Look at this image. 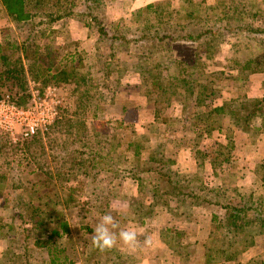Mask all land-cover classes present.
<instances>
[{
	"label": "trees",
	"instance_id": "16d2710c",
	"mask_svg": "<svg viewBox=\"0 0 264 264\" xmlns=\"http://www.w3.org/2000/svg\"><path fill=\"white\" fill-rule=\"evenodd\" d=\"M100 1L1 0L17 35L0 41V99L7 98L17 106H27L32 97V83L41 94L50 86L71 84L75 86L77 106L73 112L60 107L54 122L38 131L32 140L16 144L10 138L5 140L0 136V208L9 210L10 217L17 221L5 224L0 215V240L7 244L0 264L74 263L77 256H71L75 246L67 209L72 202H77L80 214L85 216L90 210L88 206H92L88 200L92 194L88 190L89 179L98 180L102 170L114 177L103 183L108 192L104 189L105 195L98 194L100 205L96 207L103 212L113 197L126 198L114 191L113 184L118 176H130L138 181L140 199H129V210L141 226L154 216L158 207L169 206L185 218L196 206L223 209L221 215L214 211L212 221L220 223V228L227 234L207 242L205 249L182 246L177 239L179 233L166 242L177 254L186 257L195 254L205 264H236L254 247L256 237L264 235V195L256 191L240 192L232 184L236 174L231 168L235 166L232 151L237 146L236 129L245 133L252 144L264 141L260 138L264 134V95L240 101L236 108L226 101L210 109L218 95V75L224 72L210 70L207 60L218 52L228 30L235 42L234 60L226 66L237 72L236 79L242 83L240 89L246 87L252 74L264 73V28L252 23L229 27L234 18L242 17L247 11L253 12L254 16L263 12L261 3L228 0L221 5H209V10L196 17L193 15L196 7L198 12L204 7L195 3L191 16L181 18L182 9L188 8V3H181V8L170 3H149L145 8V20L141 21L140 12L133 14L135 23H139L135 32L125 18L118 23L105 22L99 14ZM70 19L83 23L90 30L95 28L98 56L80 49L78 40L71 38L68 29L64 43L57 42L56 37L62 31L54 27L55 24L61 25ZM44 37L48 42H44ZM181 42L191 46L189 57L177 58L172 66L167 65L174 46ZM134 43L144 47L137 56L131 50ZM120 50L137 57V62H131V66L124 59H120L122 66L111 62L118 58ZM129 73L140 74L144 82L157 86L163 104H170L175 98L183 104V110L193 105V110L186 114L193 119L185 121L195 127L196 145L214 130L226 135L225 142L218 144L214 155L196 150V156L204 158L196 172L180 173L175 168L176 159L167 152L164 143L150 149L147 167H120L126 155L121 151L113 154L114 149L125 146V152L133 150L139 159L144 145L138 140L123 139L119 134L123 126L99 121V112L103 108L98 104L108 98L113 102L121 87V78ZM98 74L105 76L104 82ZM115 74L117 80L110 81ZM198 107L204 110L197 111ZM128 127L124 129L128 130ZM14 149L13 153L21 150L23 155L15 160V166L6 168L1 158ZM111 153L113 165H102ZM98 157L100 162H95L94 158ZM78 172L84 177L77 178ZM21 174L44 175L55 183V188L43 196L40 181L34 179L27 185ZM255 174L264 184L263 162L257 164ZM228 176L232 177V182ZM63 190L67 191L65 196L61 193ZM82 229L93 232L88 225H82ZM68 247L73 251L68 252ZM82 258L86 264H129L133 257L121 255L116 247L103 252L92 247L82 253ZM133 262L135 264V258ZM245 264H264V259L254 256Z\"/></svg>",
	"mask_w": 264,
	"mask_h": 264
},
{
	"label": "rangeland",
	"instance_id": "374dc122",
	"mask_svg": "<svg viewBox=\"0 0 264 264\" xmlns=\"http://www.w3.org/2000/svg\"><path fill=\"white\" fill-rule=\"evenodd\" d=\"M221 1L223 2H220L218 0H101L99 3V6H100L99 14L101 13V16L107 23H118L120 19L125 18L126 22H130V24L128 23V25L132 26L133 31L136 32L139 23H135V18H133V14L134 12H138V13L140 12V14L142 15L141 21L145 20L146 19L145 18L146 17L145 8H146V5L149 4L146 2L154 3L156 5L163 4V3L165 4L170 3L173 7H178V8L182 7L181 3H188L189 7L182 9V14H180L179 16L181 18L184 15L191 16L190 11L195 10L194 9V7H196L194 6L196 5L195 3H200L204 7L203 11L201 9V12H198V7H196L197 10L195 14H193L196 17V16H200L201 14L203 15L204 11L209 10V8H207L209 5H221V3H226L228 0H221ZM249 1L261 3L260 4L262 6L261 10L263 12H261L257 16H254L253 12L251 13V11H247L244 13V15H242V17L238 19L234 18L231 21V24L229 25V27L230 26L232 27V25L237 26L239 24L252 23V25L257 26L260 29L264 28V0H249ZM190 2L192 4H189ZM0 7H1L0 8V19L4 20L3 22H0V25L2 26L0 27V29H2L0 31V36L2 37V39L4 38L13 39L17 35V30L14 27L11 17H9L8 15H5L6 11L1 3H0ZM4 16L7 17V19H4L3 18ZM54 27L62 31L56 37L57 38L56 40L58 43H64L65 41L64 36L66 35V30L68 29L70 31L71 38L78 40L80 44L79 45L80 49H85L89 52V54H94L97 56L100 54V51L98 50L96 51L95 49V44L98 39V33L95 30V28L90 30L84 27L83 23L75 21L73 19L64 21L62 22L61 25L60 23L55 24ZM231 33L232 32L229 33L228 30H226V35L223 41L221 42L220 46H218V50H217L218 52L215 51L214 56L211 59L207 60L211 66L210 70L212 71L221 70L224 72L223 74L218 75L219 81H220V82L218 81L219 83L216 84L218 95L216 96L214 105L209 106L210 109L218 105L221 106L226 101L228 102L230 101L229 104L233 108H236L238 106V103H240V101H250L254 98H260L262 95H264V90H263L264 73L261 72V73L252 74L249 77L248 83L246 85L247 90H246V87L244 88V86L242 87V89H240V86L242 85V83L236 79L237 72L233 68H229L226 66V65H229V63H232L234 60L233 43L235 42V38H233ZM131 35H133V33H131L130 36ZM43 40L44 42H48L47 37H44ZM104 49H105V54H107L108 52L106 50V47H104ZM143 49L144 47L141 46V44L138 45L134 43L131 45V50H133L135 55L141 52ZM190 51H191V46L189 44L182 43V42L176 43L173 49V56L167 59L168 60L167 65L172 66L173 63H175L177 58L187 59L189 57ZM119 53L120 55H118V58L111 61V62H115L117 66H122V64L120 63L121 61L120 59L126 60L128 66L132 65L130 64L131 62L136 63L138 60L137 57L135 58L133 56L125 54L121 50L119 51ZM89 60L92 61V58L90 57ZM129 74L131 75L132 73H129ZM98 75L99 77H101L99 78L100 81L104 82L105 76H103V74H98ZM130 75L129 76L128 74L124 75L121 78L122 81H124L125 79L134 80V78L130 77ZM116 77L117 75L115 74L114 76L110 78V81L115 82L117 80ZM136 78L140 80V85H138L136 88L130 89L129 87H127V88L122 89L123 82L121 81L122 83L121 87L118 88L119 91H117V93L114 95L115 96L114 101L112 102L108 98L107 101H100L98 104L100 107L103 108V110L99 112L100 114L99 121L100 120L101 122L107 121L109 123H113V125H116V126H123V128L119 130L120 136L124 137L123 139L127 140L130 138L131 139L134 138V140H138L140 141L142 145H144V148L141 152V156L139 159H137L134 156L133 150L130 152L129 151L125 152V149H124L125 146L121 145L120 149H114L112 152L113 154L117 155L121 151L125 153L126 155V158L124 159L125 161L121 163V166H120L121 168L137 167L138 169H141V168L147 167L148 166L147 159H148L149 151L151 148H154L156 144L158 143L166 144L167 152L172 154V152L174 153L176 151V147H174L170 139H173V140L179 139L178 138L179 135L175 134L176 131H178V129H181L183 127H186L188 129H191L192 127L195 130V127L193 125L189 124L185 120L184 122L182 121V119H189V118L193 119V116L189 117L186 115L187 112L193 110V105H188V108L186 110H183V106H182L183 104L175 100V98L171 99L172 101H170L171 102L170 104H165V103L163 104V102L159 100L160 98H159L157 86L152 85V84H147L146 82H144L140 74H136ZM259 84H261V86L258 87ZM56 87H57L56 91H51V93L55 94V96L52 94H50V96L54 97L58 101L57 103L58 113L60 112V107H66L69 111H72V112L75 111L76 106H77V95H76V91L74 90L75 86L71 84H60L58 86L56 85ZM31 88H32L31 100L29 101L28 105L24 107L32 106L34 104V100L35 99L37 100L38 97H44L45 92L47 91L46 89L44 91V94H41V91L38 88H36L33 83H32ZM120 92L121 94H119ZM121 95L127 96V97L129 95L137 97V98L132 97V99L134 100H132L131 107H133V105L135 104L138 105V103L141 104L140 101L141 102L148 101V105L150 106V109H151L149 113H152L150 117H153V114H154V117H156L155 122H151L150 117L147 115H144L145 118H142L141 120H139L140 122H142L143 120L142 124L139 121H136V122L131 121L134 119L133 116L135 117V112L133 109H131L132 112L128 114L129 121L125 120L121 116V114L123 115L121 106L120 105L118 106V104L116 106L113 105L115 103V100H117L118 98H119L118 99L119 101L123 100ZM109 96L111 95L109 94ZM233 99H236L237 101H234ZM124 110H126V106H124ZM196 110L203 111L204 108L198 107ZM227 110L228 112L230 111L229 108ZM177 112L179 113L177 114ZM135 123H137L136 127L134 125ZM128 125L129 127L130 126L132 127L129 128ZM125 127H128L129 129L128 130L124 129ZM22 131H23V127L20 125H17L13 130L14 132L13 134L0 129V132H1L0 136L5 140H6V137H8L11 139L12 143L17 144L23 140H27L26 138H23ZM206 136L207 135H205L204 139L200 140V144L196 145L195 149L196 150L200 149L202 151L207 152L208 154L214 155L215 152L217 151L220 136L216 135L214 138L206 137ZM180 138H181L180 141L177 142L178 146L184 147L183 145L185 144H189V145L193 144L194 136L192 133L187 134L185 137L181 136ZM260 138L264 139V134H262ZM32 139L33 138H29L28 141ZM95 147L100 149V146L96 145ZM256 149H257L256 146H251L246 151H244L241 154V156H239V154H236L237 152L234 153V157L235 158L238 157L237 159L239 160L237 159H235V161L233 160L235 166L233 165L234 167H231V168H234V172L236 176L234 179V183L232 184L236 185V187H238V190L242 193H249L251 191H256L260 193L261 195H264V184H262L257 174L255 175V173L253 174L249 172L247 169L248 162L258 161V163H261V162L264 163V150H261L259 154H256L258 153ZM14 151L15 149L9 154L4 155L1 158V162L4 163V166L6 168L15 166L16 165L15 160H17L21 155H23L22 152H20L21 150L13 153ZM112 153H111L110 158H108L105 162H102V165H109V164L113 165L114 161L112 160ZM177 155H178V152L176 153L175 156ZM257 157L259 159H257ZM199 159L201 162L204 161V158L202 156H199ZM94 161L100 162V158L99 157L94 158ZM240 166H245V169H242V167ZM224 171L225 173H227L226 169H224ZM242 171L244 173L243 177L240 176V173H242ZM76 174H77L76 175L77 178L79 179H81V177L82 178L84 177L79 172ZM43 176L44 175H41V176L37 175L36 177V175H32V174H21L20 175L21 179L27 185H30L32 182H34V179L37 181L39 180L40 181L39 185L41 186V190H42L40 194H42L43 196H47L49 195V192H52V189L55 188V183L51 182L50 180H48V178L43 177ZM113 177L114 176H110L109 173L107 174L104 170H102L99 173L98 180L91 181L89 179L90 183L88 184V190L92 191L91 192L92 194L90 197H88V200L92 206H88L90 210L85 214V216H82L80 214L81 212L79 211V207L76 204L77 202H72L70 204V207L67 209L68 217L71 223L72 235L74 238V246H75L74 248L75 254L73 253V255L71 256H73V258L77 256L76 258L77 260L75 262H81L82 264H86L85 260L82 258V253L93 247L92 242H91L93 232L88 233L86 229L83 230L82 225H86V226L88 225L92 227L94 231L96 223L99 221V219L104 214H111L115 218L117 223L119 224L120 229L128 227L127 224L129 222L128 221L129 219L127 218V216L126 215L124 216L122 211L117 213L119 209L118 207L124 204L126 205L128 202L127 200H124L123 198L113 197L111 202L106 206L105 211H103L104 212L103 215L102 214L100 215V210H99L100 207L98 206L96 207V205H100V197L98 199V194L105 195L108 192V190H106L107 188H104L105 185L103 183L109 181L108 179H112ZM100 179H103V181H100ZM126 180H130V176H127V177L118 176V178L115 179V184L112 183L114 185L113 186L114 191L120 193L121 195H122L121 190H125L129 192L131 189V185H130V182ZM229 180L232 182V177H230ZM104 189L106 191L105 194L102 193L104 192ZM66 192H67L66 190L65 191L63 190V192L61 193L62 195L65 196L67 194ZM206 207H208L211 211L212 210L216 211L219 215L223 213V209L219 207L209 206V205ZM9 212H10L9 210L5 211V209L0 208V215L4 217V220L1 222L5 224H11L15 222L17 223L16 220L10 217L11 215ZM131 221L132 220L130 219L129 223H131ZM212 224H213L212 227L214 228V232L211 233L212 235H210L208 242L212 240H216V239L218 240L223 234L226 233L225 230H222V228H220L221 226L220 223L216 224L215 222L212 221ZM120 229H117V231H119ZM146 231L148 230L146 229ZM176 231H174L176 234L179 233V235H181L180 231L179 232L178 230ZM145 234L147 236L148 233H145V230L143 229V231L140 234V236H142L140 237V240L146 238L144 236ZM172 237H173L172 235L169 236V238H172ZM180 238L181 236L180 237L177 236V239H179V241H181ZM256 242L257 244H255L254 247H252L250 250L246 251L245 254L248 253V255L250 256L249 257L250 259L254 256H260L264 259V235L257 236ZM205 247H206V244L203 247V249H205ZM68 248H69L68 252L73 251L72 248L70 247ZM119 252L121 255H127V254L130 255L128 250L127 251L124 250L123 252L119 250ZM141 253L142 252H140V254ZM131 256L133 258L130 259V261L132 260L131 262L134 264L133 259L134 258L136 259V256L135 255H131ZM138 257H139V254H137V258ZM242 257H241V260H242ZM241 260H239V262H236V264H245L249 261L248 260L244 263ZM131 262H129V264H132Z\"/></svg>",
	"mask_w": 264,
	"mask_h": 264
},
{
	"label": "crops",
	"instance_id": "0c3cea01",
	"mask_svg": "<svg viewBox=\"0 0 264 264\" xmlns=\"http://www.w3.org/2000/svg\"><path fill=\"white\" fill-rule=\"evenodd\" d=\"M0 3L1 0H0ZM146 3H150V2H146ZM1 8V7H0ZM5 15H7L5 13ZM4 19H7V17H3ZM3 19H0V22H3ZM0 27H2L0 25ZM2 29H0L1 31ZM2 40V37L0 36V41ZM130 74H128L129 76ZM130 77H133L134 80H129V79H125L123 82V88H127L129 87L130 89L132 88H136L138 85H140V80H138L136 78V74H131ZM137 79V80H136ZM261 86V84L258 85V87ZM261 91V89H260ZM259 92V90H258ZM121 94V92L119 93ZM122 96V95H121ZM263 96V95H262ZM261 96V97H262ZM132 97L137 98L136 96H122L121 101L115 100V103L113 105H120L121 109H122V113L121 116L125 119L128 120V114L131 111V109L134 110L135 112V117L133 116V122L139 121L142 118H145L144 115L147 116H151L152 113H149L150 106L148 105V101H140L141 104L138 103V105H133L132 106ZM114 106V107H115ZM124 106H126V110H124ZM179 112H177L178 114ZM186 118V117H185ZM123 119V120H124ZM156 117H150V121L151 122H155ZM185 119H182V121L184 122ZM149 121V122H150ZM140 122V121H139ZM141 124L143 123L140 122ZM188 124V123H187ZM135 127L137 125V123L134 124ZM189 125V124H188ZM132 127V126H130ZM192 133L194 136V140H193V144H185L183 145L184 147L178 146L177 142L180 141V137H185L187 134ZM179 139H170V141H172L174 147H176V151L173 154V157L176 159V165L175 168L180 172V173H193L196 172L198 167H199V163L201 162L200 159L196 156L195 152H196V133L195 130L191 127V129H188L186 127H183L181 129H178V131H176V133ZM216 135H219V143H224L226 140V135L223 133L218 132V130H214L212 132L211 135H207V137H215ZM134 139V138H133ZM235 139L237 140V146L235 148V150L232 151V160L235 161L234 157V153L239 154V156H241V154L246 151L248 148H250L251 146H256V150L258 151L259 154L261 150H264V141H261L257 144H252L250 142H248V138L247 136L242 132H239L237 129L235 131ZM175 142V144H174ZM178 152V155H176V153ZM239 152V153H238ZM143 154V153H142ZM257 159H259L257 157ZM239 160V159H237ZM236 160V161H237ZM233 161V162H234ZM260 162V161H259ZM243 164V163H242ZM258 164V161H252V162H248L247 163V169L249 172L251 173H255L256 171V166ZM246 166V165H245ZM245 166H240L242 167V169H245ZM227 169V167H226ZM256 175V174H255ZM240 176L243 177L244 173L242 171V173H240ZM239 177V175H238ZM128 182H130L131 185V189L129 192L125 191V190H121L122 195H124L126 198H123L124 200H129V199H140L139 197V192H138V181L132 177H130V180H126ZM259 182V181H258ZM126 183V182H125ZM149 193V192H148ZM152 194V192H150V195ZM150 195H148L147 197L149 199H151ZM149 199H148V203H149ZM118 211L119 212H123L124 216L126 215L127 219L130 222V219L132 220L131 223L128 222V227L130 228H134L135 230H137L138 232V244L137 247L133 250H128L122 246H120L119 244L116 246V248L120 251H124V250H128L130 255H135L136 259H135V263L136 264H205L202 263L201 258L200 257H196L197 255H192L190 254L189 257L186 256H181L180 254H177L176 251H174L171 246L168 244L167 241L172 240V238H169L170 235H176V233L174 231L178 230V232L180 231L181 233V245L184 247H196L197 250H201L203 249V247L205 246V244L208 242L210 235H212L211 233L214 232V228L212 227V217H213V213L214 210H210L208 207L206 206H196L193 207V209L188 212V218L185 217H181L179 214H177V212L174 213V211L170 210V207L168 206V208H163V207H158L156 208V211L154 213V216H152L151 218H148L145 221L144 225H139L138 223H136L134 221L135 215L133 213L130 212L129 210V202H127V204L125 205H121L120 207H118ZM124 209V210H123ZM126 210V211H125ZM104 212L100 211V215H103ZM143 229L145 230V233H148L147 236L146 234L144 235L145 237L149 238L151 243L150 244H145L144 243V239L140 240V234L143 231ZM146 229L148 231H146ZM141 231V232H140ZM177 232V231H176ZM175 233V234H174ZM168 235V236H166ZM179 236V237H180ZM205 243V244H204ZM257 244V242H256ZM6 242L0 240V257L2 255V251L4 249V247L6 246ZM140 252H142L140 254ZM137 254H139V257L137 258ZM250 256L248 255V253H244L243 257H242V262H246L248 261L250 258ZM252 257V256H251ZM72 264H82L81 262H74ZM214 264H230V263H214Z\"/></svg>",
	"mask_w": 264,
	"mask_h": 264
},
{
	"label": "built area",
	"instance_id": "2783aa9c",
	"mask_svg": "<svg viewBox=\"0 0 264 264\" xmlns=\"http://www.w3.org/2000/svg\"><path fill=\"white\" fill-rule=\"evenodd\" d=\"M56 86L47 88L44 97H38L29 107L17 106L7 98L0 99V129L13 134L17 125L23 127V138H33L39 131L49 127L56 119L58 113L57 99L51 97V91H56Z\"/></svg>",
	"mask_w": 264,
	"mask_h": 264
},
{
	"label": "clouds",
	"instance_id": "9594fccd",
	"mask_svg": "<svg viewBox=\"0 0 264 264\" xmlns=\"http://www.w3.org/2000/svg\"><path fill=\"white\" fill-rule=\"evenodd\" d=\"M119 224L111 214H104L96 223L92 234V245L100 251L111 250L118 244L128 250H133L138 244V232L134 228L120 229ZM145 244H150L149 238H145Z\"/></svg>",
	"mask_w": 264,
	"mask_h": 264
}]
</instances>
